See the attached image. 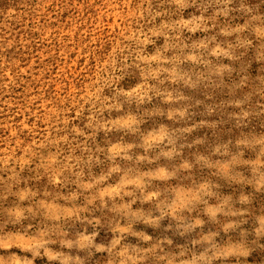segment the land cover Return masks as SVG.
Instances as JSON below:
<instances>
[{
    "label": "rangeland",
    "instance_id": "obj_1",
    "mask_svg": "<svg viewBox=\"0 0 264 264\" xmlns=\"http://www.w3.org/2000/svg\"><path fill=\"white\" fill-rule=\"evenodd\" d=\"M0 264H264V0H0Z\"/></svg>",
    "mask_w": 264,
    "mask_h": 264
}]
</instances>
